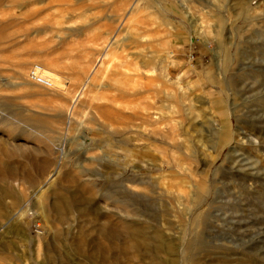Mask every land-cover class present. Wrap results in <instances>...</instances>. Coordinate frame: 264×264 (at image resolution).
<instances>
[{"label":"rangeland","instance_id":"374dc122","mask_svg":"<svg viewBox=\"0 0 264 264\" xmlns=\"http://www.w3.org/2000/svg\"><path fill=\"white\" fill-rule=\"evenodd\" d=\"M158 42L140 82L159 93L112 103L94 73L73 104L105 52L126 45L117 71L134 76ZM0 115V264H170L98 249L117 199L179 247L195 234L176 264H264V0H0ZM58 196L82 205L56 212Z\"/></svg>","mask_w":264,"mask_h":264},{"label":"bare ground","instance_id":"6f19581e","mask_svg":"<svg viewBox=\"0 0 264 264\" xmlns=\"http://www.w3.org/2000/svg\"><path fill=\"white\" fill-rule=\"evenodd\" d=\"M185 8H187V7H185ZM106 26L107 25H98L95 28V32L93 33L92 38L96 39ZM106 34H108V33H106ZM143 38L144 37L141 38L142 41H144ZM136 45H137V47H141V48L144 46L140 43H136ZM160 46H161V42H158V44H156V46H155L156 47V49H155L156 55L154 56L155 58H153V59H149L147 56L143 55L142 53H135L133 55L134 56L133 65H135V69L133 71L135 73L134 76H136V77L132 76L129 73L130 70H128V72H124V73L123 72L120 73L121 71L120 72L117 71L119 67H125L126 69H129V67L131 65L130 62L129 63H127V62L123 63L121 61L117 62V59H119L118 53L120 51H124V48H126V45L121 44V46H117L115 48V52H113V53L105 52L97 62L98 64L100 63V65L98 66V64L96 63L97 65L92 67V69L90 70L89 75L86 77V81L83 83L81 90L77 94L73 104L75 105V103L78 102V99L81 97V95L86 90L87 86L89 85L91 76L94 73H96V74L101 73L103 80L104 79H110L111 81H114L113 87H114L115 92H117V94H115L114 96L111 97L112 103L118 102V98L120 97L119 95L122 93L131 96L132 99L135 97H141L142 95L145 94V91L150 90V89L148 90L150 83L154 84V85H152L154 92L159 93L160 90H162V85H161V83H159V80L157 77H155L154 79H151L149 84L148 83L144 84V83L140 82V80L146 78L143 76L141 71H143V70L146 71V69L149 66H152L153 67L152 69H154V68H156L162 64V61L160 60V53H161ZM106 58H108V60L105 61ZM97 67H98V69H97ZM100 67H102L103 70H99ZM85 72L86 71L83 70V73H85ZM118 77H120V78H118ZM134 78H136V79H134ZM96 79H98V78H96ZM55 84L56 83L52 82V86ZM93 84H96V83H93ZM128 102L130 103V100H128ZM158 115L159 114L156 113V116H157L156 119H160L159 118L160 116H158ZM0 116H2V115H0ZM158 124H159V122H158ZM224 135H225V137L228 136L229 141L231 140L227 133ZM185 165L187 168H182V170L185 172H189V173L192 172L191 167H193V165H194L193 162L192 163H186ZM130 181H131L130 179H122V184L126 183V182H130ZM193 196H194V198L192 200L188 201L189 205L191 206V208L189 210L192 211L194 221H197L198 220L197 218L199 217V213H200L202 207L204 205H206V203L203 200V198H201L197 193H193ZM76 199H78V198H76ZM182 200H184V198ZM117 201H119L121 204H123L125 206V208L121 211L124 214V217H119L120 218L119 223H116V224L115 223H113V224L109 223V225H104V226L102 224V226L99 227V230H98L99 235L102 237H109L110 238L109 240L111 242L113 241L112 242L113 244L109 243V245H104V246H103V243L102 244L99 243V244H101L100 246H98L99 250H104L107 253L123 250V251H126L125 252V254H126L127 252H129V253L135 252L136 253V250L141 249L140 251L143 250L145 255L146 254L148 255L150 253H153V254L154 253H161L162 254V252H164L171 257L170 264H176L174 258L177 257L179 254H183V253L186 254L188 252V250L191 248L190 245L195 242V239H197L194 237L195 234L192 233L191 238L187 243V246L179 247L176 244H174L173 242H171L170 240H166V238H164L162 235L163 232L158 230V229H160L158 226L151 225V226H153V227H151L148 225L150 228H152V229L155 228L157 231L156 237L150 238L146 234V228L148 226L143 227L144 225L138 219V218H142L144 215L140 214V212L137 209L136 210L133 209V206L129 203V201L121 200V199H117ZM179 204L181 205L182 203L179 201ZM81 205H82L81 200H75L74 199L72 201H69L63 196H58V199L54 200L52 207L56 212H61L63 210H67V209H70L72 207L77 208ZM27 213H28V209H25L22 212L21 217H25L27 215ZM147 218L150 219V217H147ZM145 223H146V221H145ZM164 239H165V241H164ZM114 240L121 241V243L115 244ZM151 240H153V241L156 240V241H160V242L158 244H157V242H155L156 244H154L153 241H151ZM99 241H101V240H99ZM88 243H89V241H88ZM100 252H103V251H100ZM132 254H131V256H133ZM136 254H138V253H136ZM212 254H214V253L208 254V255L212 256V261L214 262V261H216V259L218 260V258H216V257H215L216 259H214V256H216V255H212ZM140 256L142 257V255H140ZM145 258H147V257H145ZM135 259H136V257H135ZM186 260L188 263L193 262V260L191 258H189V259L186 258ZM221 261H223V260L221 259ZM194 262H195V264L197 263L196 261H194ZM219 262H220V260H219ZM219 262H217V263H219ZM223 264H229V262L224 260Z\"/></svg>","mask_w":264,"mask_h":264}]
</instances>
